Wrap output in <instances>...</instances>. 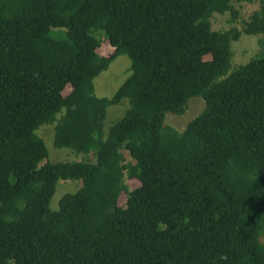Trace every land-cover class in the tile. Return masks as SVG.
Here are the masks:
<instances>
[{
  "label": "trees",
  "instance_id": "obj_1",
  "mask_svg": "<svg viewBox=\"0 0 264 264\" xmlns=\"http://www.w3.org/2000/svg\"><path fill=\"white\" fill-rule=\"evenodd\" d=\"M253 1L0 0V264H264V57L228 73L241 34L264 45V0L240 30L210 24ZM122 55L130 75L96 97ZM47 125L94 161H46ZM59 180L81 187L51 210Z\"/></svg>",
  "mask_w": 264,
  "mask_h": 264
},
{
  "label": "rangeland",
  "instance_id": "obj_2",
  "mask_svg": "<svg viewBox=\"0 0 264 264\" xmlns=\"http://www.w3.org/2000/svg\"><path fill=\"white\" fill-rule=\"evenodd\" d=\"M233 7L236 12V20L232 22V15L225 13L223 15L213 14L210 18L211 28L214 31H225L232 27L237 29L242 28V23L248 16L258 10V2L254 0L253 3H236L233 2ZM97 36V34H95ZM261 35H245L241 34L238 41L232 42L230 46L231 59L228 73L236 70L253 59L264 57V45L261 41ZM112 48L102 42L100 45V56L108 55L112 52ZM131 62L126 56H119L109 68L102 72L93 81L94 95L98 98L110 99L122 85V83L130 75ZM123 101L121 104L111 106L106 111L105 120L103 123L104 134L108 133L110 127L117 122L124 114L127 105ZM204 102L201 98H192L188 101L187 110L182 115L167 114L165 116V125L173 127L177 132L184 130L186 125L193 120L202 111ZM36 136L42 140L47 150V160L50 163L62 162H93L94 159L85 157L83 155H76L67 149H56L53 147L54 125L41 126L35 132ZM129 188L138 186L136 181L126 180ZM81 183L76 180H59L57 182L55 193L50 201L49 208L57 210L59 208V201L66 194L75 193ZM126 197L122 195L119 199V205H123Z\"/></svg>",
  "mask_w": 264,
  "mask_h": 264
}]
</instances>
